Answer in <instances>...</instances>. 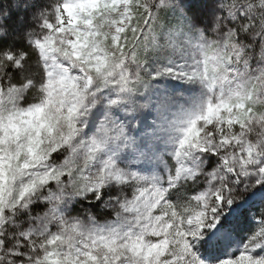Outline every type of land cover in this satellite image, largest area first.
<instances>
[{
  "label": "snow or ice",
  "instance_id": "obj_1",
  "mask_svg": "<svg viewBox=\"0 0 264 264\" xmlns=\"http://www.w3.org/2000/svg\"><path fill=\"white\" fill-rule=\"evenodd\" d=\"M0 9V264H264V0Z\"/></svg>",
  "mask_w": 264,
  "mask_h": 264
},
{
  "label": "trees",
  "instance_id": "obj_2",
  "mask_svg": "<svg viewBox=\"0 0 264 264\" xmlns=\"http://www.w3.org/2000/svg\"><path fill=\"white\" fill-rule=\"evenodd\" d=\"M12 4H13V0H0V9L10 10L12 19L14 20L18 12L14 7H12Z\"/></svg>",
  "mask_w": 264,
  "mask_h": 264
}]
</instances>
